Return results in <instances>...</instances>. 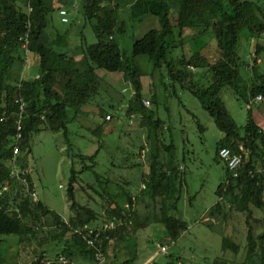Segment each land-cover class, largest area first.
Returning <instances> with one entry per match:
<instances>
[{
  "label": "rangeland",
  "instance_id": "1",
  "mask_svg": "<svg viewBox=\"0 0 264 264\" xmlns=\"http://www.w3.org/2000/svg\"><path fill=\"white\" fill-rule=\"evenodd\" d=\"M82 1L49 0L54 8L48 15L46 29L50 37H53L55 32L66 36L71 25L75 23L81 30L83 27L88 43L95 42L91 25L82 11ZM71 2L78 4L77 12L70 10ZM133 2L134 0H104L102 3L107 7L116 3V19L126 24L125 32L119 35L118 39L125 58L132 55L133 36L139 37L150 27L158 26L156 18L152 16L132 15ZM62 4L69 9L68 22H62L57 12L58 6ZM258 4L264 14V1ZM17 6L24 11H29L30 8L27 0H17ZM139 18L142 20L139 21ZM195 34V31L186 29L184 36L179 39L174 33L170 42L175 44V48L170 50V56L188 57L199 52L209 63L215 62L219 57V48L213 31L204 35ZM256 43L263 48L258 56L256 69L264 75V31L255 39L247 28H243L237 46L239 70L244 79L241 90L244 84L251 81L252 56ZM35 64L33 56H29L26 63L23 51H18L9 70V80L16 83L19 79L33 77L36 75ZM136 64L140 67V100H148L147 114L163 123L160 137L162 143L173 146L171 152L165 148L160 149L157 172L168 171L166 166L171 153V164L175 166L172 186L175 188L174 196H179L175 215L186 222L187 228L174 241L166 238L164 225L158 222L163 194L152 195V202L147 204L143 198L137 204L138 216H134L131 229L137 234H130V246L121 247L127 238L119 242L118 256L133 259L134 264H143L152 258L156 264H260L258 251L248 257L246 236L249 225L253 236L264 232V208L250 204L248 224L246 213L237 211L230 197L225 196L221 200L220 212L215 213L213 217L209 214L212 206L220 200L216 192L218 186L225 184L228 179L226 167L216 155V145L224 137V132L218 129L213 117L202 107L198 97L173 79L164 65L153 69L145 57H137ZM97 70L104 83L98 91V102L89 103L83 109L84 116L87 114L88 117L73 118L74 109L68 111L72 148L67 149L68 144L61 131L55 132L44 126L32 135L29 146L21 149L18 154L19 166L24 165L30 175L33 198L40 200L51 212L48 215H31L26 218L25 222L31 231L23 236L0 237L2 264H29L42 251L44 255L54 257L70 243L71 230L75 232V229L79 228L74 224L76 210L70 207L66 193L71 168L80 170L79 183L75 189L76 200L98 214L96 220L85 223L90 227L100 228L106 222L103 213H108L109 193L112 195L119 189L118 180H128L126 189L135 195L141 194L139 188L142 177L144 172L149 171L151 162L152 144L147 136L148 120L139 112L134 117L127 114V107L134 92L130 79L126 80L121 71L111 72L100 68ZM190 71L194 76L193 80L198 84L208 75L204 66L196 70L190 68ZM106 84L110 85V88ZM221 98L241 133L248 108L252 110L255 121L264 131L263 96L247 105L245 99L232 88L225 87L221 90ZM106 111L113 114L109 121L104 119V114L108 113ZM98 127L101 133L94 132ZM79 153L95 156L91 170L82 169L84 161L75 156ZM169 211H172L170 207ZM51 214H58L70 231L59 237L62 228L58 223H54ZM147 223L148 228L137 229ZM224 237H229L238 244V250L224 249ZM161 246H165L166 250L161 251ZM72 259L79 264L91 263V259L85 257ZM82 259L85 261L82 262Z\"/></svg>",
  "mask_w": 264,
  "mask_h": 264
},
{
  "label": "trees",
  "instance_id": "2",
  "mask_svg": "<svg viewBox=\"0 0 264 264\" xmlns=\"http://www.w3.org/2000/svg\"><path fill=\"white\" fill-rule=\"evenodd\" d=\"M103 1H82L83 14L91 25L96 40L88 43L85 35H82L81 49L87 59L88 68L80 71L71 55L68 39L59 32H55L53 37L46 32L48 15L54 9L49 0H27L29 11L18 8L17 0H0V117L5 116L0 120V237L23 236L31 231L25 222L26 218L31 215H48L51 212L40 200H35L31 195L32 182L27 171L25 174L27 186L9 176L18 118L14 99L21 95L26 102L25 113L22 116V137L18 141L19 151L29 146L32 135L44 126L55 132L61 131L69 150L72 145L67 126L68 111L79 109L87 100L90 90L97 82L95 68L111 72L121 71L126 80L130 79L134 92L133 99L127 107V114L139 112L142 117L147 118L149 124L147 136L152 144L149 182L145 189L152 195L163 194L159 220L165 227L166 238L174 241L187 228L186 222L175 215L179 196H174L175 188L172 186L175 179L173 165L166 175L168 181L164 182L162 190L158 189L163 175L166 174L157 172L160 149L165 148L171 152L173 146L162 143L160 137L164 128L163 123L150 117L146 112L147 106L140 100V67L136 64L137 57H145L153 69L164 65L173 79L198 97L202 107L213 117L218 129L224 132V137L216 145V155L222 146L230 147L242 154L241 174L237 178H232L226 169L228 179L225 184L221 183L218 186L216 192L220 200L212 206L209 214L213 217L215 213H219L221 200L229 196L236 210L246 213L248 223L250 204L264 208V173L256 172L254 176L247 173L249 169H264V131L255 121L252 110L248 108L241 133L224 106L221 90L225 87L232 88L245 99L247 105L256 99L258 94L264 97V75L258 73L256 69L258 56L263 48L256 43L252 56L251 81L244 84L242 90L240 87L244 79L240 74L237 53L243 28H247L255 39L264 31V14L258 4L264 0H134L131 5L132 15L152 16L156 18L158 26L150 27L139 37L133 36L132 55L129 58L123 57L118 42L119 35L126 30V24L116 19L114 12L116 3L112 7H107L102 4ZM140 19L142 20L139 18V21ZM186 29L195 31L196 36L213 31L219 48V57L215 62L209 63L199 52L188 57L181 55L174 59L167 58L170 50L175 48L170 38L176 33L181 39ZM25 34L28 35L29 56L35 59L34 72L38 77L34 75L14 83L9 80V70L18 51H23L20 38ZM190 65L196 68L206 67L208 75L201 84L193 80ZM100 130L99 127L96 129L101 133ZM75 156L84 161L83 170H91L95 163L94 155L79 153ZM168 158L171 164V153ZM85 161L90 163L86 164ZM21 167L25 168L24 165ZM79 172L80 170L71 168L66 193L70 207L76 210L74 224L82 227L85 223L96 220L98 214L76 200L75 189L79 183ZM95 175L99 177L98 174ZM109 195L108 213H103L106 220L114 215L127 213L129 209L125 204L133 207L128 190ZM116 197H119V200ZM169 207L172 209L171 212ZM51 216L54 223H58L62 228L59 237L70 231L58 214ZM123 230L124 227L112 234L115 236L114 241L123 236ZM69 238L70 243L57 254L94 260L93 250L86 245L81 235L71 230ZM246 239L248 257L258 251L260 264H264V232L253 236L249 225ZM102 244L105 252L107 240L103 239ZM223 248L237 251L238 244L229 237H224ZM45 256L47 255L42 251L29 264H43L42 259ZM83 259L82 262L85 261ZM2 262L0 259V264Z\"/></svg>",
  "mask_w": 264,
  "mask_h": 264
},
{
  "label": "built area",
  "instance_id": "3",
  "mask_svg": "<svg viewBox=\"0 0 264 264\" xmlns=\"http://www.w3.org/2000/svg\"><path fill=\"white\" fill-rule=\"evenodd\" d=\"M79 9V6L77 3H72L70 10L77 12ZM30 10V8H29ZM58 14L60 16V19L62 22H68L69 21V9L66 7H61L58 9ZM21 48L24 52V58L25 62L28 63L29 60V39L28 35L25 34L21 36ZM194 70H196V67H190ZM38 77V75H36ZM21 80V79H20ZM20 85V82H19ZM262 96L261 94H258L256 96V99H260ZM15 104L18 110V118L16 120V135L14 137L15 144L13 146L12 155L10 158V169H9V176L12 178L18 179L20 182L26 184L27 186V180L25 177L26 169L22 168L18 164V154H19V147H18V141L22 137V116L25 113L26 108V102L23 99L21 95L17 96L15 99ZM144 105L149 106L148 100H143ZM5 116H1L0 120H2ZM107 119H110V115H106ZM217 157L219 160H221L228 172L230 173V176L232 178H237L241 174V168H242V154L240 152H236L230 147L222 146L217 151ZM256 172H262L264 173V169H249L248 174L251 176H254ZM145 188V185L142 186L141 190ZM31 195L34 196V192L31 191ZM132 201L136 199V196L131 197ZM127 209L129 211L123 215H114L112 218L106 220L102 224V227H90L87 224L83 225L81 228L75 229V232L78 235H81L83 240L85 241L86 245L93 250V264H106V256L104 252V247L102 244V240L106 239L107 243L110 244L114 241L115 236L112 235L117 230L126 227L127 225L132 224L133 214H132V207L128 204H125ZM161 251H165L166 247L161 246ZM43 264H79L76 261H74L72 258L68 257L67 255L60 253L55 255L54 257H48L45 256L42 259ZM151 262L144 263V264H150Z\"/></svg>",
  "mask_w": 264,
  "mask_h": 264
},
{
  "label": "crops",
  "instance_id": "4",
  "mask_svg": "<svg viewBox=\"0 0 264 264\" xmlns=\"http://www.w3.org/2000/svg\"><path fill=\"white\" fill-rule=\"evenodd\" d=\"M70 34H71V37H70ZM82 35H84L83 27H82V30H81V27L77 26V24H75V23L71 25L69 33L67 32L66 36L64 35L68 39V41H69V47H70V50H71V55L73 56V59L75 61V65L77 66V68L80 71H83V70H85V69L88 68V66H87L88 65L87 59L83 55L82 49H81V38H82ZM169 56H170V54H168V56H167L168 59H174V58H176V57H173V56H170V57ZM97 69L98 68H95V70H94L95 74L97 75V82L93 86L92 90H90L89 95L87 97V100L80 106L79 109H74V113L75 114L72 116L73 118L74 117L75 118H78V117H88L87 114L84 116L85 112H84L83 109H84L85 105H87L89 103H97L98 102L97 101V98L100 99L99 98L100 96H99V92L98 91H100L102 89V84L104 82H102V77H99V75H98V72L99 71ZM121 73H122V75L124 77V73L123 72H121ZM106 86L108 88H110V85L106 84ZM106 112H108V113H105L104 114V119L106 121H109L110 119H112V115L113 114L110 113L109 111H106ZM107 114L110 115V119H107L106 118V115ZM135 114L136 113L130 114V116L131 117H134ZM69 119H70V117L68 115V118H67V121H68L67 122V126H68V123H69ZM142 121H143V118H142ZM96 129H98V128H96ZM96 133H99V132L96 131ZM170 166H172V164H170V160L168 158L167 166H166L167 169H168V171H166V170H162L161 171L162 173H166V174L163 175V179L161 180V184L158 186V189H161L162 190L163 189L164 182L166 183L168 181V177L166 175L169 173ZM179 168H180V170L182 169V167L180 165H179ZM149 172H150V167H149V171L148 172H144V174H143L141 186L139 188L140 191H141V194L135 195V194H133L132 192L129 191L131 197L136 196V199L134 201H132V203H133V207H132L133 219H134V216H138V214L136 213L137 204L143 198L145 199L146 204L148 202L149 203L152 202V200H153L152 199L153 197H152V193L151 192L146 191L145 188H143L141 190V188H142L143 185H145V186L148 185L147 182H149V176H148L149 175ZM118 181L119 182H118L117 185H118V188L119 189L117 190V192L120 193L122 190H127L125 186L127 185V183L129 181L128 180H118ZM161 193H163V192H161ZM116 199L119 200V197L118 198L116 197ZM161 199H162V197H161ZM162 204H163L162 203V200H160V210H161ZM133 219H132V224L131 225H127L126 227H124L123 236L119 240L113 241L112 243H110V244L107 245V248L105 249V256L107 257V259H106V262L107 263L106 264H115V263H121V262H124V261L128 262V264H134L133 263V259H129V258H125L124 259L121 256H118V249H119V244H120L119 242H122L124 240V238H127V240L124 242V244L121 245V247H124V246L127 247V246H130L131 245L129 239L132 236H130V234L136 232V231L135 232L134 231L132 232V230H131L133 228ZM158 222H160L162 224V222L160 220ZM148 226H149V223H147V225H145V226L138 227L137 229L138 230L144 229V227L148 228ZM136 234H137V232H136ZM129 236H130V238H129ZM152 259L147 260L146 263L151 262L150 264H156L155 261L152 260ZM144 263L145 262H143V264ZM90 264H93V260H91V263Z\"/></svg>",
  "mask_w": 264,
  "mask_h": 264
}]
</instances>
